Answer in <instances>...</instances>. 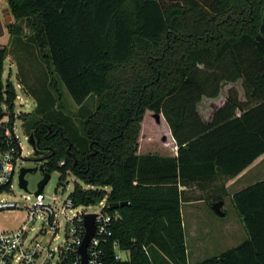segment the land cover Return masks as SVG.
Listing matches in <instances>:
<instances>
[{"label": "trees", "instance_id": "1", "mask_svg": "<svg viewBox=\"0 0 264 264\" xmlns=\"http://www.w3.org/2000/svg\"><path fill=\"white\" fill-rule=\"evenodd\" d=\"M9 32L28 41L46 63V78L29 86L36 106L14 107L17 92L4 79L9 54L0 47V150L8 146L9 121L39 142L43 171L60 172V185L77 181L76 205L107 197L119 212L102 247L107 264H264V179L231 196L247 233L236 246L191 263L181 214L179 182L212 172L234 177L264 153V0H8ZM21 65V64H20ZM19 65V66H20ZM225 103L210 121L203 98ZM94 110L78 125L66 111L62 86ZM162 113L179 144L177 157L139 155L146 110ZM241 111L236 115V110ZM127 202L112 208L115 203ZM128 251L116 259L113 243Z\"/></svg>", "mask_w": 264, "mask_h": 264}, {"label": "built area", "instance_id": "2", "mask_svg": "<svg viewBox=\"0 0 264 264\" xmlns=\"http://www.w3.org/2000/svg\"><path fill=\"white\" fill-rule=\"evenodd\" d=\"M0 1L5 2L0 8L2 21L11 13L6 11L9 9L8 0ZM15 122L11 129H7L8 146L0 150V211L22 209L26 218L16 228H0V264H82L80 248L86 235L85 216L92 213L96 214V231L87 247V264H107L103 241L110 234L112 220L120 217L118 211L110 213L105 210L107 197L95 204L76 205L70 194L60 195L59 186L51 197L44 194V187L39 194L36 191L22 195L23 201L7 199L6 195L13 192L16 173L20 174L19 161L23 156ZM19 187L28 190L20 184ZM62 187L65 190L67 186ZM84 187L95 188L90 184ZM113 248L116 259L128 258V251L121 249L117 240Z\"/></svg>", "mask_w": 264, "mask_h": 264}, {"label": "crops", "instance_id": "3", "mask_svg": "<svg viewBox=\"0 0 264 264\" xmlns=\"http://www.w3.org/2000/svg\"><path fill=\"white\" fill-rule=\"evenodd\" d=\"M15 85L17 95H19L16 100L19 99L21 101L20 104L23 105L22 95L17 90L18 88L21 89V85L19 83ZM232 86H236L239 89L240 97L244 100V92L239 81L236 83H223L218 97H205L198 105L199 112L205 121H210L213 118L214 112L225 103L228 90ZM25 97L27 101L29 100V102H33L35 105L32 97L26 94ZM240 113L241 111L237 109L236 115H240ZM153 116L157 127L153 132H145L147 137L140 136L137 153L139 155L157 154L162 157H177L179 144L167 120L162 113L153 112ZM141 134L144 135L142 125ZM261 179H264V153L234 177H228L214 171L203 178L198 177L194 180L179 182L181 214L189 262L194 263L203 260L236 246L230 243V235H240L241 231L245 234L246 230H243L245 229L243 228V223L238 216L237 219L240 222L234 225H225L223 220L216 218L218 214L213 209V203L222 200L224 202V216H226L228 213L226 205L227 201L231 202V196L236 191Z\"/></svg>", "mask_w": 264, "mask_h": 264}, {"label": "rangeland", "instance_id": "4", "mask_svg": "<svg viewBox=\"0 0 264 264\" xmlns=\"http://www.w3.org/2000/svg\"><path fill=\"white\" fill-rule=\"evenodd\" d=\"M5 5L4 1H0V8ZM10 14V10H6ZM261 16L264 19V7L261 11ZM9 18L2 20L3 28L5 30L4 34L0 36V47H6L9 50V54L7 59L5 60V73L4 79L12 81L15 89L16 83L21 85V89L18 88V92L22 95L23 98V105H21V101L18 99L15 102L14 112L15 116L18 115L20 111L28 112L29 110L33 109L36 106L35 99L29 94V86H33L38 84V78L41 79L46 78L45 73H48V68L46 63L40 60L38 56L37 49L28 41V37L30 35V30L26 25H23V32L21 33L22 39L24 40L22 43H18L17 40L13 38L11 33L9 32V24L14 22V17L12 14L8 15ZM21 64V65H20ZM20 65V66H19ZM62 86V93H63V102L66 105V111L74 118L75 122L79 125L81 121L84 120V114L88 113L95 108V100L89 98L86 103L82 106L77 105L70 94L67 92L64 85ZM25 94L30 96L35 101V105L33 102H29L26 100ZM10 114L11 112L5 107L4 112V119L3 121H9L10 126L12 127L14 121H16V132L20 138L21 145L23 146V156L22 159L19 161L20 168H37L36 171L28 172L26 174V179L28 181V190H21L19 187V180H18V172L16 173V177L13 181V192H9L6 197L9 200H20L23 201L22 195L31 194L37 191L38 189V182L43 178L44 174L41 170L40 166L42 161L36 154L34 153L32 145L29 143L27 135L24 132L22 127V119L15 117L11 120ZM142 125V132L141 137H147L145 132H153L157 127V123L153 116V112L151 110H146L144 114L143 121L141 122ZM10 127V129H11ZM60 180V172L54 171L51 173V178L49 179L48 183L45 185L44 194L47 197H51L56 194V188L59 184ZM69 184L63 190L62 185L60 192L61 196L65 197L70 194L73 189L74 183L77 181L80 185L84 186L86 183L81 180L77 179V177L73 175H69L67 178ZM75 181V182H74ZM95 209L97 207H94ZM226 209L228 211L227 215L222 217L217 215L216 218L218 220H223L224 224L227 225H234L237 222H240L237 217L239 216L234 205L232 202L227 201ZM26 218V212L22 209H10V210H3L0 211V228L4 229H12L18 227ZM222 218V219H221ZM240 218V217H238ZM241 220V219H240ZM242 222V221H241ZM239 225V224H238ZM243 227V226H242ZM244 228V227H243ZM245 230V229H243ZM245 232V231H244ZM239 233V232H237ZM247 237V233L240 232V235L231 234L230 235V243L237 245L241 243Z\"/></svg>", "mask_w": 264, "mask_h": 264}, {"label": "water", "instance_id": "5", "mask_svg": "<svg viewBox=\"0 0 264 264\" xmlns=\"http://www.w3.org/2000/svg\"><path fill=\"white\" fill-rule=\"evenodd\" d=\"M4 32H5V30L3 28V24H2V21L0 19V36L3 35ZM28 140H29V143L32 145L33 150H35L36 145L39 142L38 137H36L35 134H30L28 137ZM40 168L43 171L42 165L40 166ZM36 170H37V168H26V167L21 168L20 174L18 176L19 177V184L21 187H23L24 189L28 188V181H27L25 176L28 172H32V171H36ZM43 174H44L43 178L38 182V189L36 192L37 194L42 192L43 188L45 187V185L48 183L49 179L51 178L50 173L43 171ZM125 204H127V202L115 203V204H112L111 207L116 209L120 206H124ZM223 205H224V202L222 200L216 201L213 203V209L219 216L225 215V211L223 210ZM85 225H86V235L84 238L83 245L80 248V253L82 255V264L88 263L87 247H88L91 239L95 235L96 214H93V213L87 214L85 216Z\"/></svg>", "mask_w": 264, "mask_h": 264}]
</instances>
